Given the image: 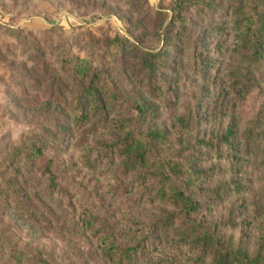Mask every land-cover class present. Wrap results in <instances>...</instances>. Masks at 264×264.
Masks as SVG:
<instances>
[{"label": "rangeland", "instance_id": "374dc122", "mask_svg": "<svg viewBox=\"0 0 264 264\" xmlns=\"http://www.w3.org/2000/svg\"><path fill=\"white\" fill-rule=\"evenodd\" d=\"M196 1L189 2L193 8L186 11L188 19L182 21L173 20V9L182 6L180 0H0V171L5 172L3 176L16 174L12 166L7 169L5 161L14 158L13 149L19 143L36 140L38 145L42 142L48 145L35 163L21 167L19 177H14V187L3 200L0 264H34L35 260L110 264L98 257L90 232L73 231L71 223L76 221V216L67 199L58 190H42L47 177L43 175L45 165L51 159L55 173V163L64 167L60 184L87 201L96 214H112L110 218L119 220L122 232L131 227L143 230L156 217L164 215L163 209L171 208L140 196L141 183L131 184L138 175L133 172L123 176L120 157L105 155V147L98 141L111 140L114 132L110 123L91 133L90 126L99 122L92 117L83 126L71 124L72 138L58 134L57 124L69 112L65 99L69 101L70 89L77 88L60 84L59 74L67 72L61 67L62 60H74L77 56L87 59L91 71L99 75L96 86L103 94L112 96L110 89H113L116 95V102H111L112 107L116 106L112 116L126 110L119 105L131 90V94L139 93L158 106V114L152 121L163 123L168 129L178 125L175 124L178 115L195 105L201 106L200 114L211 113L210 121L197 127L198 131L215 136L232 124L238 132L250 127L247 121L258 112L263 95L255 90L245 101H240L231 86L229 73L239 51L233 7L228 0H217L219 6L211 3L212 0ZM208 4L212 9H208ZM175 32L195 39L201 47L200 54L192 56L190 45L178 40ZM140 49L164 51L161 68L164 76L158 81L149 80L147 74L139 72ZM261 69L264 71V62ZM238 137L236 151L222 158L212 154L202 166L216 167L214 174L205 180L209 187L233 182V189L238 187L236 183L244 188L222 200H212L206 214L209 219L225 220L231 213L239 225L226 234L233 235L254 252L264 229V170L258 149L252 145L248 150L240 134ZM263 146L264 141L260 148ZM82 149L92 151L94 160L103 157L95 167L89 168L77 158ZM122 183L130 189L125 191ZM20 197L42 215L43 221L52 219L55 224L39 226L40 222L18 205ZM44 207L51 212L44 211ZM174 247L157 244L146 254L137 255L139 264H170V260L173 264H194L195 253L181 249L184 252L181 255L177 253L179 248Z\"/></svg>", "mask_w": 264, "mask_h": 264}, {"label": "trees", "instance_id": "16d2710c", "mask_svg": "<svg viewBox=\"0 0 264 264\" xmlns=\"http://www.w3.org/2000/svg\"><path fill=\"white\" fill-rule=\"evenodd\" d=\"M187 1L180 0L182 6L173 9V20L188 19L185 13L193 8L190 3L197 1ZM228 1L233 7L234 30L239 43L238 56L229 73L231 86L240 101H245L255 90L263 95L258 112L247 121L250 127L243 132L236 131L233 124L225 132L215 136L201 132L200 129L198 131L197 127L210 121L211 114L207 111L200 114V105L190 107L187 113L178 115L175 121L178 125L168 129L163 123L152 121L158 114V106L155 107L139 93L131 94V90L119 105L122 109L126 107V110H119L118 114L112 116V110L116 106L112 107L111 102H116V95L110 88L112 96L103 94L96 86L95 81L99 80V75L91 71L87 59L77 56L74 60H62L61 67L67 72L59 74L60 84L65 88L72 85L77 88L70 89L69 101L65 99L69 112L57 124L58 134H64V138H72L71 124L75 122V125L83 126L92 117L98 118L99 122L96 121L90 126L91 133H96L101 125L110 123L114 132L111 140L98 141L105 147V155L114 154L120 157V172L123 176L127 177L133 172L138 175L137 180H133L131 184L136 181L141 183L140 196H148L152 201L171 207L163 209L164 215L156 217L143 230L131 227L122 232L119 220L112 221L110 218L112 214H96L87 201L81 200L60 184L63 181L61 170L64 167L59 162L55 163V173L51 159L45 165L43 175L47 177L44 178L42 190H58L59 195L67 199L68 207L76 216V221L71 223L73 231L82 230L87 234L90 232L89 237L93 238L91 242L98 257L110 264H139L137 255H144L157 244L165 243L179 248L178 254L184 255L188 251L195 253L194 264H264V229L259 234L256 250L251 252L246 244L235 239L233 235L226 234L227 230H233L239 225L231 213L225 220L209 219L206 214L212 200H222L230 193L241 192L244 187L236 183L238 187L233 189V182H223L214 187L206 185L205 180L214 174L216 167L202 166L204 160H209L212 154L222 158L236 151L240 134L243 146L249 150L254 145L261 153V166L264 170V146L260 148L264 141V71L261 69L264 62V0ZM213 2L220 5V1L212 0L211 3ZM208 6V9H212L211 4ZM175 35L178 40L190 45L192 56L200 54L201 47L195 39L179 32H175ZM139 53L140 73L147 74L148 79L154 82L164 76V70L161 69L165 56L163 50L140 49ZM157 87L160 88L158 85ZM57 139L60 140L61 137ZM45 146L48 145L44 142L38 145L36 140H29L14 147V158L5 162L7 169L11 166L15 168L16 174L3 176L5 172L0 171V210L3 209V200L9 189L15 185L14 177L18 178L20 175L21 167H26L28 162L35 163ZM24 150L26 153H23ZM92 153L88 149H82L77 158L84 166L93 168L103 156L94 160ZM122 185L125 191L130 189L127 184ZM204 192L209 194L205 195ZM17 202L25 214L40 222L39 226L42 228L55 224L52 219L49 222L43 221L42 215L23 197ZM21 204L27 207H21ZM44 211L51 212L48 207H44ZM125 223L128 224V221ZM181 249H185L184 252ZM34 264L59 263L35 260ZM170 264H173L171 260Z\"/></svg>", "mask_w": 264, "mask_h": 264}]
</instances>
